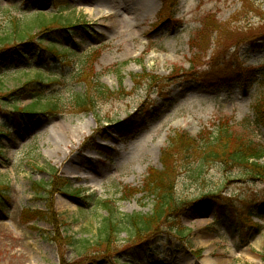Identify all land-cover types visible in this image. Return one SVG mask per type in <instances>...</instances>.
<instances>
[{"label":"rangeland","instance_id":"374dc122","mask_svg":"<svg viewBox=\"0 0 264 264\" xmlns=\"http://www.w3.org/2000/svg\"><path fill=\"white\" fill-rule=\"evenodd\" d=\"M146 1L152 8L134 18L128 8L141 9L143 0H0V47L7 52V61L0 58V264H264V179L215 162L205 163L197 178L198 154L174 152L177 171L169 182L186 204L146 243L128 241L126 231L96 243L108 216L99 202L111 200L124 215L151 214L153 198L139 190L151 170H164L173 136L205 138L226 119L249 126L264 146V130L253 125L262 78L244 86L246 75L264 65V0ZM63 8L88 29L56 32L38 47L39 13L49 18ZM12 27L28 40H18ZM197 39L199 50L192 46ZM50 40L74 52L70 63L46 52ZM95 50L100 57L88 76L119 93H92L98 118L70 105L87 88L83 62ZM37 74L63 78L45 85ZM27 83L25 92L10 95ZM38 91L66 106L21 121L1 105L26 107ZM126 121L129 130L117 133V122ZM36 183L46 192L36 195ZM49 206V218L27 221ZM73 238L90 244L67 245Z\"/></svg>","mask_w":264,"mask_h":264},{"label":"trees","instance_id":"16d2710c","mask_svg":"<svg viewBox=\"0 0 264 264\" xmlns=\"http://www.w3.org/2000/svg\"><path fill=\"white\" fill-rule=\"evenodd\" d=\"M50 2L53 0H43ZM66 9H61L59 14H53L49 18L43 16L42 13H39L37 26L40 30V35L44 38L36 40L34 43L38 47H41L44 44L46 37L54 36L56 32H63L69 34V31H77L78 29H88V23L83 20L81 23L82 26L76 23L75 20L64 15ZM11 25H15V22ZM80 25V26H79ZM82 27V28H81ZM12 30L14 33L17 30L18 40L22 43L28 40L29 34L18 32L20 30ZM198 39L193 42V48L199 50L201 45H199ZM6 45L0 47V58L7 61L6 58ZM47 53L52 54L56 57L59 62L65 63L74 52L68 48L63 49V51L56 45L54 40H50L47 48L45 49ZM9 55V54H8ZM64 55V56H62ZM11 57L14 55L10 52ZM23 59L27 61V69L30 67V61L27 60L25 55H22ZM100 57V51L95 50L86 56L85 61L83 62L84 67L86 68L87 77L84 80L85 91L76 93L72 96L70 105L74 107V110L80 113L90 112L93 113L95 118H98V106L97 99L92 95L94 92L97 98H108L113 97L116 94L111 91L106 86L100 84L98 81H95V77H91L88 74L90 73L89 67L91 63H95ZM67 59V60H66ZM69 61V60H68ZM70 63V61L68 62ZM8 67L9 64H7ZM84 74V72H82ZM262 78V84L264 85V65L250 71L245 77V85H249L255 81H260L258 78ZM60 75H51L48 78L43 77L40 74H37L36 82L41 84H47L49 81L53 80L57 83L62 82ZM40 81V82H39ZM31 81L30 83H32ZM30 83L25 84L22 90L17 89L13 91L10 95H20L22 92H25L30 85ZM2 98H0L1 101ZM2 106H11L13 108V114L15 116L19 115L18 120L24 121L25 118L42 116L46 117L47 115L58 114L64 109V103L62 99L58 98L56 95L44 96L43 92H33L32 102L30 105L21 108L15 101H6L1 103ZM253 113L254 121L253 125L261 130H264V92L259 96V98L253 104ZM135 118V117H134ZM131 118V119H134ZM130 119V120H131ZM128 122V123H127ZM129 121L119 123L117 122V133L122 134L123 132L129 130L128 126ZM249 126L245 124L235 125L231 120H219L215 132L209 133L208 136L203 138L202 136L198 138H193L187 134L175 135L170 139L169 146L164 150L162 156V163L164 166L163 171L151 170L146 176L143 182V188L139 190L142 194H145L147 198H153L154 206L151 214L148 215H124L116 207L112 205L111 200H104L99 202V206L105 209L108 213L103 226L99 232V238L96 243L101 247L102 245L109 244L114 237H117L123 231H126L129 237L130 242H137L139 244L146 243L154 232H157L168 219H171L172 214H176L183 205L184 202H178L174 193H173V182H169L170 178L176 174L177 167L175 166V158L179 154H188V156L198 154L200 157V165L198 170H195L193 173H197V178H201L199 174H202V168L205 163L215 162L220 163L227 167H236L242 168L247 172V175H252L264 179V165L261 162L264 159V146L254 140L251 132L249 131ZM3 135L0 132V138ZM174 152H178L175 154ZM50 171H52V179L57 177V171L52 166H47ZM35 194H41L38 189H41L46 192L45 188H41L40 183L35 184ZM69 188L68 184L64 186ZM5 188L3 182L0 180V194H3ZM75 196L78 198L81 197V191H76ZM125 195V192L124 194ZM52 208L49 206L47 212L42 211H33L30 212V218L27 221L33 219H46L51 216ZM179 234H183L181 230H178ZM46 235V234H43ZM49 237V236H48ZM66 238V237H65ZM52 241L56 242L59 247H62V242L60 238L52 237ZM89 245L88 240H76L73 238L70 239V242L67 244L71 247L77 248V246L86 248L85 245ZM143 247V246H141ZM79 251V250H78ZM79 254H82L79 251ZM83 255V254H82Z\"/></svg>","mask_w":264,"mask_h":264},{"label":"bare ground","instance_id":"6f19581e","mask_svg":"<svg viewBox=\"0 0 264 264\" xmlns=\"http://www.w3.org/2000/svg\"><path fill=\"white\" fill-rule=\"evenodd\" d=\"M94 2H96V3H100L102 0H93ZM145 1V2H144ZM144 3V4H143ZM143 3H141V9H139V10H134L133 8H131V7H129L128 8V11H127V13H130L131 15H133L134 16V18L135 17H137L138 16V14L141 12V13H143V12H147L148 10H150L151 8H152V6H153V2L152 1H146V0H143Z\"/></svg>","mask_w":264,"mask_h":264}]
</instances>
